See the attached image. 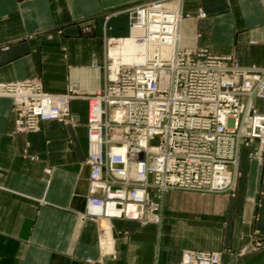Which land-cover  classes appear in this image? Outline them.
I'll list each match as a JSON object with an SVG mask.
<instances>
[{"label": "crops", "instance_id": "obj_1", "mask_svg": "<svg viewBox=\"0 0 264 264\" xmlns=\"http://www.w3.org/2000/svg\"><path fill=\"white\" fill-rule=\"evenodd\" d=\"M139 1L0 0V82L37 77L47 91L92 93L104 82L106 40L128 33L125 9ZM182 9L184 47L264 64V0H183ZM80 96L70 101L74 126L46 121L36 132L15 131L11 98L0 96V264H179L184 248L219 251L220 264H264V161L245 147L233 196L170 189L158 224L81 218L89 168ZM255 103L264 112V100ZM253 229L262 244L242 251Z\"/></svg>", "mask_w": 264, "mask_h": 264}, {"label": "built area", "instance_id": "obj_2", "mask_svg": "<svg viewBox=\"0 0 264 264\" xmlns=\"http://www.w3.org/2000/svg\"><path fill=\"white\" fill-rule=\"evenodd\" d=\"M181 4L142 0L131 8V28H143L134 39L150 41L152 51L140 53L138 62H109L103 85L83 96L89 168L83 219L158 224L165 191L232 190L242 147L264 161V112L255 104L264 100V65L242 66L233 55L184 47ZM75 93L73 85L47 92L36 78L0 82L22 132L37 131L44 121L74 122L69 101ZM219 259L218 252L186 249L180 264Z\"/></svg>", "mask_w": 264, "mask_h": 264}, {"label": "rangeland", "instance_id": "obj_3", "mask_svg": "<svg viewBox=\"0 0 264 264\" xmlns=\"http://www.w3.org/2000/svg\"><path fill=\"white\" fill-rule=\"evenodd\" d=\"M142 0H140L139 2H141ZM138 2V3H139ZM182 2H183V0H182ZM138 3H136V4H134V5H132V6H130L128 9H125V11L127 12V15H128V19H129V10L131 9V8H133V7H135ZM181 7H182V4H181ZM181 11H182V13H183V20H182V22H181V25H180V33H181V26H182V23H183V21L186 19V18H188L190 15L189 14H187V13H185L184 11H183V9H181ZM198 11H199V9L197 10V13H196V17H199L198 16ZM199 18H201V17H199ZM136 28V30H137V32L139 33L141 30H142V28L141 27H139V26H136L135 27ZM139 28V29H138ZM130 30H131V32H130ZM130 33H132V29H131V25H130V23H129V29H128V33L125 35V36H123V37H119V38H108L107 40H106V58H105V60L101 63L102 64V67H103V69H104V75H105V72H106V70H105V68H106V66L108 65V63L109 62H112L111 61V59H110V57L108 58V53H109V47L110 46H113V45H115V44H117L121 39H125V38H127V37H130ZM140 34V33H139ZM131 38H133V37H131ZM207 49V48H206ZM227 55H232V54H227ZM234 56V55H233ZM235 57V56H234ZM236 58V57H235ZM96 64V63H95ZM240 64V63H239ZM241 65V64H240ZM252 65V64H251ZM253 65H256V64H253ZM264 65V64H263ZM263 65H257V66H263ZM242 66H244V65H242ZM246 66H250V65H246ZM28 78H36V79H38L39 81H40V83H41V80L39 79V78H37V77H28ZM28 78H26V79H28ZM24 80V79H23ZM11 82V81H10ZM41 85H42V83H41ZM69 85H73V86H75L76 87V85L75 84H68L67 85V87H66V89L68 88V86ZM42 88H43V86H42ZM44 89V88H43ZM66 89L64 90V91H66ZM45 90V89H44ZM45 91H47V90H45ZM64 91H62V92H64ZM47 92H51V91H47ZM62 92H51V93H62ZM85 94H88V93H84V94H81V96H80V91L78 90V88L76 87V93H75V97L76 96H80L81 98H83V96L85 95ZM1 96V95H0ZM3 97H9V96H3ZM75 97H73V98H75ZM9 98H11V97H9ZM73 98H71L70 99V101L73 99ZM85 99V98H84ZM86 100V99H85ZM70 101H69V110H70ZM87 102V101H86ZM256 104V103H255ZM258 108V107H257ZM259 110V109H258ZM11 111H12V98H11ZM71 111V110H70ZM87 111H88V104H87ZM260 111V110H259ZM72 112V111H71ZM12 113H13V111H12ZM73 113V112H72ZM14 115V114H13ZM74 115V114H73ZM73 118H74V122H72V123H64V122H62V121H57V120H51V121H57V122H59V123H61V124H63V125H67V126H74L75 125V117L73 116ZM86 120H87V116H86ZM13 122H14V120H13ZM44 122H46V121H44ZM43 123V122H42ZM13 126H14V130H15V125H14V123H13ZM85 127H86V122H85ZM41 128V124H40V127H39V129ZM38 129V130H39ZM37 130V131H38ZM16 131V130H15ZM19 132H22V131H19ZM29 132H36V131H29ZM86 146H87V134H86ZM246 149H247V155H248V152L250 151L249 150V148L248 147H245ZM239 157H240V155H239ZM248 157H249V155H248ZM249 158H251V157H249ZM254 159V158H253ZM256 160V159H255ZM257 161V160H256ZM47 172H49V169H47ZM236 172H237V177H236V181H235V184H234V187H233V189L232 190H229V191H223V192H209V193H216V194H227V195H231V196H233L234 194H235V189H236V182H237V179H238V177H239V175H240V169H239V158H238V163H237V166H236ZM180 191H184V192H194L195 193V191H186V190H181V189H179ZM166 192V191H165ZM164 192V193H165ZM163 193V194H164ZM196 193H199V192H196ZM162 194V195H163ZM200 194H208V193H200ZM160 214H161V198H160ZM261 244H262V242H261V239H260V234H259V231L257 230V229H253L252 230V238H251V240H250V242H249V245L248 246H246V247H244L243 249H242V251H249V250H251V249H253V248H258V247H260L261 246ZM186 249H191V250H193V251H207V252H218L219 253V257H220V252L219 251H215V250H197V249H192V248H184V249H182V251H181V257H180V262H179V264L181 263V258H182V253H183V251L184 250H186ZM218 264H220V259H219V263Z\"/></svg>", "mask_w": 264, "mask_h": 264}, {"label": "bare ground", "instance_id": "obj_4", "mask_svg": "<svg viewBox=\"0 0 264 264\" xmlns=\"http://www.w3.org/2000/svg\"><path fill=\"white\" fill-rule=\"evenodd\" d=\"M135 27L131 28L132 33H130V37L121 39L117 44L109 47L108 54L112 61L113 66H116L119 62H124V63L138 62L141 60V56H139L140 53H142L144 50L147 52L152 51L153 45L150 43V41H146L144 43L135 41L134 36L139 34ZM139 27L142 28V26ZM163 51L167 52L168 47H164Z\"/></svg>", "mask_w": 264, "mask_h": 264}]
</instances>
